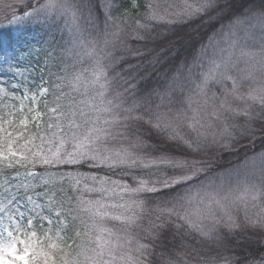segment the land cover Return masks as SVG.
<instances>
[{
  "label": "snow or ice",
  "instance_id": "obj_1",
  "mask_svg": "<svg viewBox=\"0 0 264 264\" xmlns=\"http://www.w3.org/2000/svg\"><path fill=\"white\" fill-rule=\"evenodd\" d=\"M16 2L31 11L19 15L21 8L5 5L0 16L8 23L0 20V27L51 18L67 31L61 40L76 59L60 68L64 75L49 72L22 95L15 92L20 82L0 87V264H264V253L244 255L227 243L238 231L264 235V150L221 174L219 183L205 175L208 162L196 158L241 138H264V0L221 24L186 73L181 65L156 92L155 106L126 78L131 103L113 93L108 70L119 61L109 49L126 46L125 38H154L158 26L205 15L218 0H146L139 19L127 9L114 14L109 2L102 29L93 0ZM129 3L138 7V0ZM85 60L89 65L77 68ZM69 67L76 70L69 74ZM185 90L187 110H162L165 97ZM141 123L180 153L150 145ZM152 200L155 219L141 229ZM73 223L82 228L69 237ZM164 228L175 229L174 241L182 237L178 246L157 244ZM193 234L201 247L181 251L183 237Z\"/></svg>",
  "mask_w": 264,
  "mask_h": 264
},
{
  "label": "trees",
  "instance_id": "obj_2",
  "mask_svg": "<svg viewBox=\"0 0 264 264\" xmlns=\"http://www.w3.org/2000/svg\"><path fill=\"white\" fill-rule=\"evenodd\" d=\"M24 2L27 4L31 0H24ZM93 3L96 6V13L101 17L100 27L102 29L104 12L101 10L100 5H103V2L93 0ZM145 3V0H138V7L132 8L129 0H114L111 10L114 14H119L123 17L125 9H127L132 17L139 19L145 11ZM7 4H12L14 8H21V12L16 13L19 15H22L24 10L31 11L30 8H25L17 3L16 0H0V8ZM260 7V0H218L217 7L205 15L188 20L186 23L158 26L152 34L154 38L140 41L125 38L126 46H119L114 50L109 49L113 51V59L119 61L114 63L113 67L108 70L109 78L113 79V93L119 90L124 95H129V93L124 92L127 85L123 81L126 78L130 82L136 83L139 96L150 94L153 106L161 103V98L156 92L164 90L167 81L177 73L181 65L185 66L184 72L186 73L187 66L197 56L201 46L208 45L209 37L221 27V24L227 25L236 15L244 13L246 10H257ZM6 15L11 17L13 11L9 9ZM209 17L216 18L209 21ZM0 20H4V16H0ZM6 21L4 20V22ZM59 27L61 28L60 23L54 20L45 22L43 18L32 26H23L16 30L0 27V57H7V60H3L2 64L0 63V87H4L5 83L15 84L20 82L21 87L15 92L16 95H22L26 89H34L39 85L42 77L44 80H48L49 72H56L61 75V67L65 64H73L74 59H76L75 50H73L74 53H67L70 44L62 42L61 36L64 32L59 31ZM165 28L170 30L164 31ZM64 36L66 35L64 34ZM33 47H36L37 50L34 51ZM45 53L49 55H45ZM9 66H11L12 71H9ZM67 71L71 73L73 68L69 67ZM14 73L22 75H14ZM9 90L11 91V89ZM213 90L217 91L218 95L220 94L218 86H214ZM64 91L67 92V89H64ZM188 95L190 93L185 90L184 92H174L170 98L165 97L162 110H167L168 107L187 110L186 97ZM48 101L49 107L55 106L51 96L48 97ZM129 103H131L130 95ZM139 132L142 138L150 145L180 153V148L175 144L158 139L147 125L141 123ZM262 150H264V138H257L255 141H251L245 137L238 141H233L231 149L213 147L208 150L207 154L196 158L208 162L205 174L207 177L220 181L221 174L227 175L228 170L242 165L246 158ZM81 170L101 175L105 171L103 169H89L86 166ZM203 178L204 175H202L201 179ZM155 206L156 202L154 200L148 203L149 214L141 221V229H147L149 220L155 219ZM113 224L116 228L121 227L119 222H113ZM77 227L82 228L78 223H73L69 226V237L74 236ZM141 229H137V231ZM160 232L161 235L157 241L158 245H164L167 249H170L174 243L177 246L180 244L181 236H176L175 241L173 240L174 228H164ZM236 237H240V239ZM236 237L229 236L227 238V243L232 250L244 255H247L249 250L256 253H264V235L258 233L242 235L238 231ZM197 240L198 237L195 234L183 237L186 248L181 249V251H191L192 247H201ZM68 242L71 243V240L69 239ZM237 244L241 246L239 248L235 247ZM157 251H159V248Z\"/></svg>",
  "mask_w": 264,
  "mask_h": 264
},
{
  "label": "rangeland",
  "instance_id": "obj_3",
  "mask_svg": "<svg viewBox=\"0 0 264 264\" xmlns=\"http://www.w3.org/2000/svg\"><path fill=\"white\" fill-rule=\"evenodd\" d=\"M100 2H103V5L111 2L112 3V6H113V3H114V0H99ZM146 2V0H145ZM103 5H100V7L102 8ZM43 18L45 20V22H50L52 21L53 19L51 18H47V17H44V16H32V17H29L27 18L25 21L21 22V23H16V24H9L8 26L6 27H1V28H4V29H7V28H10L12 30H16V29H19V28H22L23 26H32L34 23H37V21H39V19ZM8 22L6 21L5 24H7ZM62 26V25H61ZM59 31H61V28L59 27ZM64 34L67 36V31L65 30L64 31ZM63 34V35H64ZM56 36L58 37V34L56 33ZM71 46V45H70ZM33 50L36 51L37 48L36 47H33ZM32 50V51H33ZM64 52V50H63ZM74 53V51H73ZM3 60L4 59H0V63L2 64L3 63ZM89 65V62L87 60H85V63L84 65H77V68H80V67H86ZM76 69H73V71H75ZM72 73V72H71ZM69 73V74H71ZM64 74V72H61V75ZM109 74V73H108ZM67 89V88H65ZM68 91V89H67ZM228 175V174H227ZM227 175H224L225 177H227ZM216 183H219L220 181H215Z\"/></svg>",
  "mask_w": 264,
  "mask_h": 264
}]
</instances>
